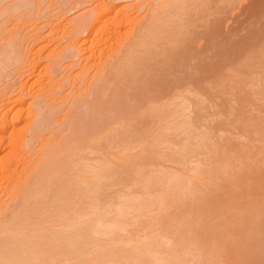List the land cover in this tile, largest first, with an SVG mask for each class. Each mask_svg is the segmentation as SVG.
<instances>
[{
	"label": "rangeland",
	"instance_id": "obj_1",
	"mask_svg": "<svg viewBox=\"0 0 264 264\" xmlns=\"http://www.w3.org/2000/svg\"><path fill=\"white\" fill-rule=\"evenodd\" d=\"M16 1L0 0V223L53 233L42 264L121 243L119 264L196 244L210 264H264V0ZM100 11L130 20L87 37ZM84 226L79 247L61 237Z\"/></svg>",
	"mask_w": 264,
	"mask_h": 264
},
{
	"label": "bare ground",
	"instance_id": "obj_2",
	"mask_svg": "<svg viewBox=\"0 0 264 264\" xmlns=\"http://www.w3.org/2000/svg\"><path fill=\"white\" fill-rule=\"evenodd\" d=\"M16 1V0H15ZM18 1V0H17ZM16 1V2H17ZM105 1V0H104ZM161 1V0H160ZM2 2L4 3V0H2ZM8 2V1H7ZM16 2H15V4H16ZM20 3V2H19ZM23 3V2H22ZM101 3V2H100ZM103 3V2H102ZM17 4H18V2H17ZM30 4V3H29ZM169 4V3H168ZM1 5V4H0ZM26 5V4H25ZM24 5V6H25ZM7 6V5H6ZM13 6H15L14 5V3H13V5H12V7ZM17 6V5H16ZM162 6V5H161ZM9 7V6H8ZM11 7V11L13 12V8ZM20 7V6H19ZM23 7V6H22ZM166 7V6H165ZM18 8V7H17ZM104 8V7H103ZM106 8H107V6H106ZM159 8V7H158ZM162 8V7H161ZM14 9H16L15 7H14ZM28 9V8H27ZM157 9V8H156ZM4 10V9H3ZM5 10L7 11L8 9H6L5 8ZM8 11H10V10H8ZM103 11V10H102ZM107 11V10H106ZM163 11V10H162ZM105 12V10L103 11V13ZM154 12V11H153ZM2 13H4V12H2ZM8 13H10V12H8ZM101 11L100 12H97V14L95 15V18H93L94 19V21H93V25H92V27L88 30V35H87V37L89 36H91L92 35V37L91 38H93L94 36L93 35H96L95 33H96V29H95V27H98L97 26V24H103L102 25V27L104 26V28H105V24L108 22V24H110L112 21L115 23V25H117V24H120V25H122V23H126V22H128L130 19H129V17H127L126 15L124 16V15H120L121 17H117V15H116V17H114V16H112V17H110V19L112 20H110L109 21V15L108 14H103ZM110 13V12H109ZM152 13V12H151ZM6 14V13H5ZM121 14V13H120ZM159 14V13H158ZM154 15V14H153ZM3 16V15H2ZM168 16V15H167ZM0 17H1V15H0ZM152 19L153 20H155V15H154V17H152ZM156 19H159V18H156ZM147 20H149V19H147ZM147 20L145 21V22H147ZM151 20V19H150ZM95 22H96V25H95ZM110 22V23H109ZM149 22V21H148ZM157 21H153V24H152V20L149 22V24H146V25H155V23H156ZM107 24V25H108ZM127 24V23H126ZM131 25V24H130ZM147 27V26H146ZM148 28V27H147ZM155 28V27H154ZM149 29H150V27H149ZM104 30H106V29H104ZM115 30H117V29H115ZM151 30V29H150ZM145 31H147V29L145 30ZM97 32H100V31H97ZM150 32V31H149ZM153 35V34H152ZM91 39H89L88 40V43H90L91 44ZM89 44V45H90ZM91 45H93V44H91ZM6 113H8V112H6ZM5 113V114H6ZM4 116V115H3ZM7 116V115H6ZM6 116H4L3 118L1 117L0 119H2L1 120V124H0V141H1V139H2V133H4V131L6 130H4V128H7V127H9V126H7L6 125V121L4 120V118H6ZM17 118V117H16ZM15 118H13V120H14ZM8 121V120H7ZM15 121V120H14ZM6 122V123H5ZM13 122V121H12ZM4 130V131H3ZM61 162H62V160H61ZM70 166V165H69ZM60 169V168H59ZM62 180V179H61ZM60 181V180H59ZM65 181V180H64ZM42 195V194H41ZM143 202H145V201H143ZM39 203V202H38ZM60 203V202H59ZM140 203V202H139ZM141 207L144 205V203H142V201H141ZM146 204V203H145ZM135 206L134 207H136V205L137 204H134ZM129 205H126V207H127V209H128V211L130 210V209H132V211H134L133 209H135V208H131V207H133V205H131L130 204V206L128 207ZM145 206V205H144ZM143 206V207H144ZM124 207V206H123ZM138 208L140 207L139 205L137 206ZM136 207V208H137ZM121 207H118V209H120ZM125 208V207H124ZM124 208H121L120 209V211H123V209ZM138 208L137 209H135V211L136 210H138ZM117 209V210H118ZM141 209V208H140ZM131 211V210H130ZM107 212V211H106ZM117 212V211H116ZM116 212H115V214H116ZM205 212H207V211H205ZM125 213H128L127 211H124V215H123V212H119V214H116V215H119V216H116V215H114L115 216V218H113L114 220V222L112 221V222H109L110 224H108V222L106 223V221H104V223H99V226H97V227H99V229H98V231H96L95 229V231H96V234H97V232H98V234H99V232L101 233V234H103V235H107V236H109V235H114V231L116 230V232H117V229H119V232L121 231L120 229H122V228H124L123 226H122V222L121 221H123V220H125V218L123 219V220H121V221H116L117 219L119 220V217L120 216H125ZM129 213H132V212H129ZM216 213V211L214 212V214ZM196 214V213H195ZM211 214V212H209V215ZM127 215V214H126ZM188 215V214H187ZM184 216L185 218L186 217H190L191 218V215L192 216H196L195 218H197V220H199V218L201 219V217H199V216H197V215H193L192 213H191V215L189 214L188 216ZM211 216V215H210ZM209 216V217H210ZM73 217V216H72ZM184 217H183V219H182V224H183V226L189 221V224L188 225H190L191 226V231H192V233L195 231V229H197L196 231L198 232L199 230V226H200V228L204 225V224H200V223H203V221H202V219H201V221L199 220L198 222H197V220L195 219V218H189V219H187L188 221L186 222L185 220L186 219H184ZM199 217V218H198ZM74 218V217H73ZM73 218H71V219H73ZM117 218V219H116ZM6 219V218H5ZM70 219V220H71ZM101 220H99V221H102L103 219H105L104 218V216H102V218H100ZM10 220V219H9ZM8 220V222H3V223H0V264H42L41 263V257L43 256V260H45L44 259V257H46L45 256V254L47 255V257H48V253H49V251L50 250H48V249H51V251H52V248L53 247H55V246H53L52 248L50 247L51 245H52V243L53 242H55V241H58V240H56V236H54L53 235V233H52V237L54 238V241H52L51 239H52V237L51 236H49L50 238H49V240H48V242L47 243H43V242H45V240L42 242V240L44 239V238H42V237H44V236H46L45 234H47L46 232H44L43 233V231L41 232V233H39L38 235H32L31 233L34 231H30L29 229H31L30 227H29V229H28V226H25V224L21 221V223H20V221L18 220V221H15V220H13V221H9ZM69 219H68V221H70ZM74 220H75V218H74ZM205 220H208V219H205ZM56 221V220H55ZM67 221V220H66ZM98 221V222H99ZM116 221V222H115ZM179 221V220H178ZM178 221H176L177 223H176V225L179 227V226H181V225H179L180 224V221L178 222ZM185 221V224L183 223ZM123 222H125V221H123ZM69 224H70V226H69V228H66V229H69V230H71L72 232H73V230H75L77 227L75 226V228L71 225V223L70 222H68ZM83 223V222H82ZM106 223V224H105ZM196 223H199L198 225H196ZM28 224V223H27ZM33 224V223H32ZM68 224V225H69ZM79 224H80V222H79ZM85 224V223H84ZM88 224V223H87ZM93 224V223H92ZM96 224V223H95ZM125 224H127V223H125ZM186 224V225H187ZM209 224H211V223H205V225H207V226H209L208 228H209V231H211L212 230V228L213 227H215V225H212L213 227L211 228V225H209ZM36 225V224H35ZM68 225H67V227H68ZM74 225V224H73ZM128 225V224H127ZM203 226V228L202 229H207V226ZM66 226V225H65ZM77 226H79V225H77ZM126 226V225H125ZM177 226H175V227H177ZM190 226L188 227V226H185V229L187 228H189V230H190ZM198 226V227H197ZM220 226V228H222V226L221 225H219ZM73 227V228H72ZM80 227V226H79ZM81 227H83L82 225H81ZM86 227V228H85ZM175 227H174V229H175ZM217 227H218V225H217ZM216 227V229L215 230H217V232H218V228ZM36 228V227H35ZM47 228V227H46ZM64 228V227H63ZM84 228L85 229H82V228H79V229H81V230H78V231H76V236H73V234H71V232L70 233H65V232H63L64 234H62L63 236H61V237H64L65 239L68 237V239H69V241H70V243H71V241H73L74 240V238L76 239V238H79V239H81L80 237H84V238H89V237H85V236H87L86 234L84 235H82V233H84L85 231H86V229L88 228V226H84ZM210 228H211V230H210ZM219 228V229H220ZM45 229V228H44ZM49 229V228H48ZM55 229V228H54ZM56 229H58V228H56ZM73 229V230H72ZM92 228L90 227V230H91ZM178 229H180V230H178ZM178 229H175L174 231H175V234H176V232H177V234H179L180 232H181V234H183L182 232H184L183 230H184V228L182 229V231H181V228L179 227ZM30 232H29V231ZM47 230V229H46ZM93 230V229H92ZM214 230V229H213ZM212 230V231H213ZM45 231V230H44ZM54 231H56V230H53V232ZM59 231V230H58ZM60 231H61V229H60ZM65 231V230H64ZM123 231V230H122ZM178 231H179V233H178ZM209 231H206V233L207 234H205V235H203L205 232H204V230H203V234H202V236L201 237H199L200 235H197V234H191V236L192 235H195V237H197L198 236V238H202V240H203V242H205L206 240V238H208L207 239V244L206 243H204V244H206L207 246H210V238L209 237H216L215 236V234H209ZM90 232V231H89ZM91 232H94V231H91ZM114 232V233H113ZM190 231H188L187 233H186V231L184 232L185 234H187L188 235V233H189ZM60 233H62V232H60ZM198 233H200V231L198 232ZM210 233H212V232H210ZM91 234V233H90ZM93 234V233H92ZM189 234V235H190ZM209 234V237H207V235ZM188 235V236H189ZM211 235H214V236H211ZM184 236V235H183ZM205 236V238H203ZM74 237V238H73ZM194 236H192V237H190V239H192L195 243H198V241L196 240V239H198V238H193ZM63 238V240H65ZM72 238H73V240H72ZM84 238H82L81 240H83ZM46 239H48L47 237H46ZM178 239V238H177ZM189 239V238H188ZM188 239L186 240L185 238L184 239H182V242L183 241H185V242H183L182 243V245L180 244V246H182L183 248H185L186 247V244L185 243H189L188 242ZM50 240H51V242H50ZM197 242H196V241ZM199 240V239H198ZM201 240V241H202ZM218 241L216 238L214 239V240H211L212 242H214V241ZM80 240H77L76 242H74V244L76 243V245H78L77 243L79 242ZM175 241H176V239H175ZM190 241V240H189ZM68 241H66V243H67ZM82 241H80V243H81ZM85 242H86V240H85ZM90 242V241H89ZM203 242H202V245H203ZM79 243V244H80ZM87 243H88V241H87ZM125 243V242H124ZM130 243V242H129ZM128 243V244H129ZM146 243H148V242H146ZM150 243V242H149ZM148 243V244H149ZM55 244V243H54ZM89 244V243H88ZM117 244V243H116ZM116 244H114L113 246L115 247V245ZM120 244V243H119ZM175 244V243H174ZM183 244H185V245H183ZM213 244V243H212ZM212 244H211V246H212ZM73 245V244H72ZM118 245V244H117ZM117 245H116V248L114 249V248H112L111 247V249L109 248H107L108 249V251L106 250V252H102V254H101V252L99 253V254H101V256H100V258L98 257H96V260L92 263V261H91V259L89 260L90 262H87V261H85V263L83 262V264H119V260H120V258H122V256H123V253H124V251H123V249H121V248H119V246L120 247H122L123 245H122V243H121V245H118V248H117ZM145 245V244H144ZM149 245H151V243L149 244ZM149 245L147 246V245H145V246H147V247H149ZM176 246L178 245L177 244V242H176V244H175ZM175 245L173 246V247H175ZM84 246H86L85 244H84ZM89 246H93V245H89ZM110 246V245H109ZM128 246V245H127ZM136 246V245H135ZM210 246V247H211ZM217 245H215V248H217L216 247ZM220 246H222L221 244H220ZM74 247H75V245H74ZM78 247H79V245H78ZM124 247H125V245H124ZM130 246H128V248H129ZM132 247V246H131ZM131 247H130V249H129V251L131 250ZM143 245H142V249H143ZM147 247H145V248H147ZM187 247H189L188 245H187ZM192 247H197L196 249H191L190 250V252L189 251H187V249L184 251L185 252V254L186 253H188L189 255H190V259H189V257H187V258H180L183 254H181L180 256L178 255H175L172 259H171V264H210V263H212V261L211 260H209V259H205L204 258V256H206L208 253H207V251H208V248L209 247H205V249H203V251L201 252V253H199L198 251H200L201 249H202V247L203 246H197V244H196V246H192ZM89 248V247H88ZM91 248H93V247H91ZM139 248V247H138ZM138 248H136V249H138ZM176 248V247H175ZM175 248H173L174 250H175ZM183 248L181 249L180 248V250H183ZM97 250L99 249V248H96ZM132 249H135L134 247L132 248ZM140 249H141V247H140ZM199 249V250H198ZM228 249V248H227ZM47 250H48V252H47ZM71 250V249H70ZM75 251H76V249H74ZM88 250V249H87ZM96 250V251H97ZM148 250V249H147ZM150 250H151V248L149 249V251H147V252H150ZM204 250H206V251H204ZM214 249H213V247L211 248V252L213 253L214 251H213ZM50 251V252H51ZM74 251V252H75ZM86 251V250H85ZM103 251V250H102ZM47 252V253H46ZM82 252H84V251H82ZM82 252L81 253H79V256H77L76 257V259H78L80 256H82ZM131 252V251H130ZM137 252V251H136ZM144 252V251H143ZM210 252V253H211ZM126 253V252H125ZM128 253V252H127ZM51 254V253H50ZM81 254V255H80ZM98 254V255H99ZM175 254H176V252H175ZM178 254H179V252H178ZM184 254V255H185ZM215 254H216V252H215ZM71 255V254H70ZM88 256H89V254H87ZM130 254H128V256H129ZM136 255V254H135ZM134 255V256H135ZM138 255V254H137ZM145 256H148L146 253L144 254ZM212 255V256H211ZM208 258H212L213 257V254H211ZM131 256V255H130ZM139 257V256H138ZM182 257H184V256H182ZM91 258V257H90ZM126 258V257H125ZM148 258H150V255H149V257ZM76 259H74V261H76ZM98 259V260H97ZM129 259V258H128ZM138 259L140 260V258H136V260H132V261H130V263L129 264H141L140 262H141V260L140 261H138ZM146 260H147V258H145ZM155 260L154 261H157V260H159V258H154ZM149 260V259H148ZM166 260H168V259H166ZM170 260V259H169ZM168 260V261H169ZM213 260V259H212ZM123 261V260H122ZM127 261H129V260H127ZM160 261H162V260H159V263L160 264H162V263H166L167 261H165V262H160ZM87 262V263H86ZM125 262V261H124ZM124 262H121L120 264H122V263H124ZM147 262V261H146ZM149 262H151V261H149ZM158 262V261H157ZM44 263V262H43ZM50 263V262H49ZM65 263V262H64ZM63 263V264H64ZM153 264H154V262H152ZM216 262H214V264H215ZM44 264H46V263H44ZM57 264H59V262L57 263ZM71 264H74V262H72ZM82 264V263H81ZM147 264V263H146ZM155 264H157L156 262H155ZM168 264V263H167Z\"/></svg>",
	"mask_w": 264,
	"mask_h": 264
}]
</instances>
